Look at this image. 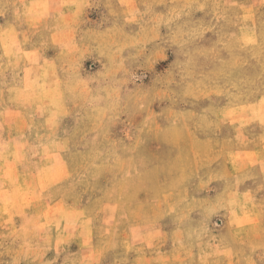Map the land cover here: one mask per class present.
<instances>
[{
	"label": "clouds",
	"instance_id": "clouds-1",
	"mask_svg": "<svg viewBox=\"0 0 264 264\" xmlns=\"http://www.w3.org/2000/svg\"><path fill=\"white\" fill-rule=\"evenodd\" d=\"M0 264H264V0H0Z\"/></svg>",
	"mask_w": 264,
	"mask_h": 264
}]
</instances>
